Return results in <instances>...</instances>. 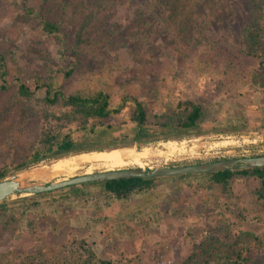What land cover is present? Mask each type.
<instances>
[{
	"label": "rangeland",
	"instance_id": "obj_1",
	"mask_svg": "<svg viewBox=\"0 0 264 264\" xmlns=\"http://www.w3.org/2000/svg\"><path fill=\"white\" fill-rule=\"evenodd\" d=\"M59 1L0 0V53L8 57L10 67L5 79L9 90L0 95V159L7 153L23 156L29 140L27 132L16 131L12 136L22 115L13 104L16 79L24 80L32 90L28 72L44 73L66 66L59 56L60 43L34 28L39 15L49 22L59 20ZM116 1L114 10L104 12L96 25L105 42L97 45L77 76L61 78L57 85L67 92L103 90L114 96L116 104L124 92L137 95L147 101L151 121L161 113L167 96L192 99L197 95L209 102L206 124L172 140L121 147L124 138L132 141L136 130L123 110L111 129H99L93 136L74 133L80 142L101 147L116 144L111 147L115 149L109 147L97 155L69 153L64 160H44L6 179L18 175L26 183L46 185L103 172L86 168L94 162L113 161L119 163L116 168L154 170L263 156L264 89L249 84L250 71L256 65L243 62L239 76L224 77L216 69L217 56H204L211 43L230 44L238 38L244 3L214 0L206 5L199 0H181L175 8L167 9L156 7L154 0L141 12L127 2ZM11 59L16 66L11 65ZM16 68L22 74L15 75ZM219 81L225 87L216 93ZM122 121L127 124L122 126ZM5 136L12 137L9 144L4 142ZM200 176L204 175L159 178L150 191L123 202L106 198L97 183L43 194L36 198L38 209L13 236L0 230V252L11 259L25 253L32 244L31 226H37L47 254L84 239L99 258L115 264H181L198 242L199 229L217 230L227 224L235 234L253 233L252 260L264 264V206L256 205L252 198L257 185L237 179L222 190L212 185L209 177ZM19 198L12 196L6 201Z\"/></svg>",
	"mask_w": 264,
	"mask_h": 264
},
{
	"label": "trees",
	"instance_id": "obj_2",
	"mask_svg": "<svg viewBox=\"0 0 264 264\" xmlns=\"http://www.w3.org/2000/svg\"><path fill=\"white\" fill-rule=\"evenodd\" d=\"M43 4L49 0H40ZM154 0H119L128 5L136 6L139 11L148 7ZM228 3L229 0H221ZM244 3L242 25L238 38L233 43H211L204 56L215 57L216 69L224 77L239 76L243 69L241 63L255 64L249 75V84L264 89V0H240ZM155 2V1H154ZM181 0H156L155 6L167 9L175 8ZM214 0H199V4L210 5ZM219 2V1H218ZM116 0H60L59 20L49 22L38 16L34 28L42 36L54 37L61 45L59 56L66 63L64 68L48 69L44 73L38 70L28 72L33 80V89L24 80L16 79L17 85L13 92V104L22 113L14 132H27L29 140L24 145V155L7 153L0 159V181L11 173H21L30 166L44 160H64L69 153H87L97 155L109 147L95 145L74 137V133H88L93 136L99 129H111L115 118L127 110L128 122L135 126L132 141H124L121 147L140 146L149 142L172 140L185 133L197 131L208 119L206 99L194 95L192 99H182L167 96L162 111L154 115L151 121L148 116L147 101L129 92L122 93L116 99L103 90L94 91H64L57 81L73 79L86 66L85 62L98 44L104 43L102 34L96 31V25L104 12L114 10ZM164 9V8H163ZM31 15L32 11H26ZM8 57L0 53V95L9 90L6 77L10 67ZM12 66H16L13 59ZM18 67V66H17ZM17 74H22L16 68ZM233 81V85H234ZM225 87L222 81L216 83V93H221ZM155 100L158 99L157 93ZM125 126L126 121H122ZM73 128V130H72ZM4 137V136H3ZM2 137V138H3ZM12 137L5 136V143ZM11 142V141H10ZM13 144V143H12ZM14 145V144H13ZM113 147L111 149H115ZM18 156V157H17ZM70 157V156H69ZM256 157V156H252ZM219 161V160H216ZM119 163L94 162L86 165L88 169L100 171L125 170L116 168ZM139 168L138 166H135ZM178 177V178H183ZM214 186L227 190L237 179L250 180L257 185L252 193L253 201L258 206H264V168L208 174ZM157 179L143 181L125 179L97 183L102 187L106 198L118 202L127 201L133 196L150 191ZM24 182V181H23ZM85 185V184H84ZM80 185V186H84ZM69 187L68 189H74ZM36 196H24L12 203H0V230L14 235L23 221L35 213L40 206ZM32 244L28 250L13 259L8 253L0 252V264H115L109 259L98 257L94 249L84 239L59 246L53 254L44 252L41 246V235L37 226H31ZM198 230V242L192 247L191 254L181 264H255L253 247L256 238L252 232L233 233L227 224L219 229ZM196 235V236H197ZM192 235H190L191 237Z\"/></svg>",
	"mask_w": 264,
	"mask_h": 264
},
{
	"label": "water",
	"instance_id": "obj_3",
	"mask_svg": "<svg viewBox=\"0 0 264 264\" xmlns=\"http://www.w3.org/2000/svg\"><path fill=\"white\" fill-rule=\"evenodd\" d=\"M255 168H264V155L224 159L188 166L163 167L154 170L125 169L117 171H103L85 174L79 177L64 181H57L46 185L26 183L20 180V176L13 175L0 181V203L6 201L12 196H36L84 184L125 179L148 181L159 178L182 177L186 175H208L250 170Z\"/></svg>",
	"mask_w": 264,
	"mask_h": 264
},
{
	"label": "bare ground",
	"instance_id": "obj_4",
	"mask_svg": "<svg viewBox=\"0 0 264 264\" xmlns=\"http://www.w3.org/2000/svg\"><path fill=\"white\" fill-rule=\"evenodd\" d=\"M109 157V156H108ZM141 168H143V167H141ZM112 171H117V170H112Z\"/></svg>",
	"mask_w": 264,
	"mask_h": 264
},
{
	"label": "crops",
	"instance_id": "obj_5",
	"mask_svg": "<svg viewBox=\"0 0 264 264\" xmlns=\"http://www.w3.org/2000/svg\"><path fill=\"white\" fill-rule=\"evenodd\" d=\"M162 180V179H161ZM159 182V181H158ZM162 182H165V181H162Z\"/></svg>",
	"mask_w": 264,
	"mask_h": 264
}]
</instances>
